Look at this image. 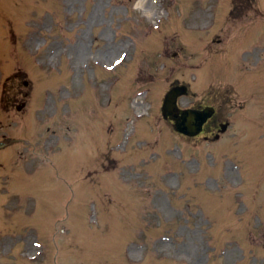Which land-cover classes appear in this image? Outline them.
I'll return each mask as SVG.
<instances>
[{
	"label": "rangeland",
	"instance_id": "rangeland-1",
	"mask_svg": "<svg viewBox=\"0 0 264 264\" xmlns=\"http://www.w3.org/2000/svg\"><path fill=\"white\" fill-rule=\"evenodd\" d=\"M138 1L0 0V139L24 141L0 150V264H264V71L240 72L236 40L197 70L216 0ZM248 23L264 41V16ZM239 75L252 102L233 84L220 140L165 124L174 80Z\"/></svg>",
	"mask_w": 264,
	"mask_h": 264
},
{
	"label": "water",
	"instance_id": "water-1",
	"mask_svg": "<svg viewBox=\"0 0 264 264\" xmlns=\"http://www.w3.org/2000/svg\"><path fill=\"white\" fill-rule=\"evenodd\" d=\"M183 90L182 88L173 89L167 96L164 106V114L171 115L177 120L176 128L188 134H196L200 131L203 122L206 120L207 112H198L195 110H179L176 105V97ZM182 113V115H180ZM4 142H0V147L4 146Z\"/></svg>",
	"mask_w": 264,
	"mask_h": 264
},
{
	"label": "flooded vegetation",
	"instance_id": "flooded-vegetation-1",
	"mask_svg": "<svg viewBox=\"0 0 264 264\" xmlns=\"http://www.w3.org/2000/svg\"><path fill=\"white\" fill-rule=\"evenodd\" d=\"M248 6H250L249 0H242V2L238 4L237 8L240 11V13L243 14L245 9L248 8ZM205 98H208V97L205 96ZM217 99H219V98H217ZM212 104H214L216 106V112L207 121V123L204 125L203 134H204L205 138L215 136L219 132L221 124L223 122H225L223 120L224 116H222V114H220V106H217L216 103H212ZM205 105H207V104L206 103H200V106H205Z\"/></svg>",
	"mask_w": 264,
	"mask_h": 264
},
{
	"label": "bare ground",
	"instance_id": "bare-ground-1",
	"mask_svg": "<svg viewBox=\"0 0 264 264\" xmlns=\"http://www.w3.org/2000/svg\"><path fill=\"white\" fill-rule=\"evenodd\" d=\"M142 6H144V0H139L137 2V7L142 8ZM103 57L104 58H108L109 56L107 54H104ZM135 105L136 106H139L140 103H138L137 101H135ZM117 168H118V171H121L123 174H130V175H132L131 170H127L125 167H117Z\"/></svg>",
	"mask_w": 264,
	"mask_h": 264
}]
</instances>
